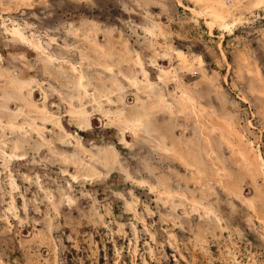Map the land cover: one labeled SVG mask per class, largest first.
I'll use <instances>...</instances> for the list:
<instances>
[{"label": "rangeland", "instance_id": "1", "mask_svg": "<svg viewBox=\"0 0 264 264\" xmlns=\"http://www.w3.org/2000/svg\"><path fill=\"white\" fill-rule=\"evenodd\" d=\"M0 264H264V0H0Z\"/></svg>", "mask_w": 264, "mask_h": 264}, {"label": "bare ground", "instance_id": "2", "mask_svg": "<svg viewBox=\"0 0 264 264\" xmlns=\"http://www.w3.org/2000/svg\"><path fill=\"white\" fill-rule=\"evenodd\" d=\"M16 37V36H15ZM16 38H18V37H16Z\"/></svg>", "mask_w": 264, "mask_h": 264}]
</instances>
